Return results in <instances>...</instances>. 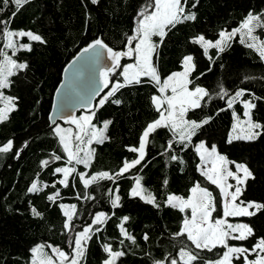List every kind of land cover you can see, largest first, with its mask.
Returning <instances> with one entry per match:
<instances>
[{
	"label": "trees",
	"instance_id": "trees-1",
	"mask_svg": "<svg viewBox=\"0 0 264 264\" xmlns=\"http://www.w3.org/2000/svg\"><path fill=\"white\" fill-rule=\"evenodd\" d=\"M146 2L98 0L93 4L92 0H31L20 7L14 17L12 13L16 11V6L11 2L6 7L0 4L4 8L0 12V20L7 21L11 17L7 28L13 31L30 30L46 41L40 43L31 42L27 37L14 38L21 43L32 44L31 51H19L13 57L18 62H26L28 68L17 71L10 77L9 87L2 90L6 96L17 99L16 109L9 114V119L0 123V146L8 139L14 142L13 152L0 153V264H32L31 249L37 244H52L70 253V237L91 224L96 212L106 213L107 219L99 225L101 231L87 242L83 264H103L108 258L103 251L105 243L111 244L114 251L124 252L115 264H154V261L166 257L176 258L180 264L179 248L183 244L193 246L186 237H174L173 234L179 231L184 215H190V212L182 214L166 205L167 196L178 194L187 197L189 190L198 182L220 198L219 189L207 181L198 168L200 156L196 146L201 141L210 147L215 146L230 162L246 164L254 178L246 181L240 199L264 203V135L253 141L240 139L229 143L233 113L243 116L244 100H252L256 104L251 109L252 119L264 123V61L253 50L240 44L239 36L222 53L209 49L211 59L204 55L200 45L192 42L199 34L216 39L220 30L230 31L237 27L250 11L264 13V0H186V12H195L196 19L171 28L162 43L159 37H153L159 45L154 63L161 80L172 72L180 71L182 58L192 55L195 69L190 78L213 94L212 100L204 103L201 109L188 113L187 118L198 122L208 117L211 119L197 129L186 147L174 143L172 151L164 154L173 134L168 129H159L150 137L141 165L117 179L99 181L87 188L80 180L78 173H85V178L98 171L116 173L126 158L137 157V153L128 151V146L138 147L143 128L158 118L151 96L159 92L157 86L145 77L140 84L121 88L111 98L120 99L119 105L110 99L97 109L93 123L97 127H101L104 121L111 123L106 131L108 139L102 144L91 145L95 155L90 166L67 163L66 154L52 132L54 125L50 121L54 95L62 81L64 68L96 38L103 39L114 50H126L127 37L134 34L137 13ZM194 3L196 6L192 7ZM257 34H261L259 30ZM5 43L0 34V49L11 55L12 50L7 49ZM131 62L134 58H122L121 65ZM116 80H122V77L117 74L112 82ZM219 86H223L229 95L243 88L245 95L229 108L228 97L221 99L215 96ZM83 113L81 111L77 116ZM58 124L75 131V126L69 122ZM19 149L22 151L16 156L14 152ZM53 153L61 155L62 159L53 160ZM172 154L179 159L171 160ZM42 160H49V164L42 166ZM66 165L77 170L68 177V187L58 183L63 174L54 173L56 167ZM137 176L143 177V187L155 195L159 207L131 196ZM33 181L38 183V187H43V191L28 192ZM57 190L60 195L54 202L49 201L47 196ZM109 190H112L111 193ZM117 194L120 196L119 206L113 207L111 201ZM60 204L76 205L73 231L63 227L66 217ZM32 208L42 216H34ZM219 215L222 212L214 213V216ZM124 216L129 217L124 222V228L135 238L134 243L120 232L119 225ZM241 219L255 235L246 241L230 240L229 244L251 248L258 238L264 237V210ZM145 234L147 240L144 239ZM45 249L52 255L49 247ZM222 251L217 248L202 255L215 259ZM254 258V255L249 257ZM234 262L241 264L240 261Z\"/></svg>",
	"mask_w": 264,
	"mask_h": 264
},
{
	"label": "snow or ice",
	"instance_id": "snow-or-ice-1",
	"mask_svg": "<svg viewBox=\"0 0 264 264\" xmlns=\"http://www.w3.org/2000/svg\"><path fill=\"white\" fill-rule=\"evenodd\" d=\"M10 2L16 6V11L12 13L14 17L20 7L30 3L31 0H0V4L4 7L8 6ZM92 3H98V0H92ZM195 6L194 3L192 7ZM3 10L4 8L0 7V12ZM195 19V12H186V0H147L137 13L133 29L134 34L127 37L126 50H114L101 38L92 40L87 47L82 49L83 53L91 52V56L85 58V64L91 61L100 66L99 75L101 82L99 86H95L94 82L89 79L90 91L87 97L81 99L79 103L80 107L90 109L89 114L61 116V119L75 126V131L71 128H63L60 124L53 121L52 132L58 137L63 153L66 154L68 164L90 166L95 155V149L91 145L93 143L102 144L108 139L106 131L111 123V121H104L102 122V127H97L93 123L96 111L106 102H109L121 88L140 84L142 78L146 77L157 86L160 93V95L154 94L151 96V103L158 113V118L148 122L143 128L139 137L138 147L128 146V151L137 153V157L131 160L126 158L116 173L98 171L88 178H85V173H78L86 188L99 181L117 179L119 176L141 165L147 154L146 150L150 143V137L157 130L168 129L173 134V139L167 142L164 152V154H167L172 151L174 143L186 147L187 142L191 141L197 129L211 119V117H208L198 122L187 118L190 111L201 109L204 103L211 101L213 98V94L207 88L195 84L190 78L195 69L194 57L185 55L181 62L182 71L172 72L163 81L152 59L153 54L156 53L159 47L153 37H159V41L162 43L171 28H175L177 24L184 21ZM10 20L11 17L7 21L0 20V34H2L6 42L5 47L12 50V54L9 55L6 51L0 49V105H3L0 106V123L9 119V114L16 109L15 101L17 99L13 96H6L2 90L9 87L10 77L14 76L17 71L28 68L26 62H18L13 57L19 51L32 50L30 42L21 43L14 38L27 37L31 42L46 43L41 35L30 30H10L6 27ZM258 30L261 34H257ZM237 36H239L240 44L253 50L260 60L264 61V13L254 14L250 11L237 27L232 28L230 31L226 29L220 30L216 39H208L205 35L199 34L193 38L192 42L200 45L204 55L209 56V49L217 50V54L222 53L226 48L231 47V41ZM134 42L135 45L133 47ZM122 58H134V62L121 65ZM209 59H211L210 56ZM118 69L122 70L117 72ZM65 71L68 70L66 69ZM117 74L122 77V80L112 82V78ZM110 84L111 87L109 88ZM103 89L109 90L99 99L98 104L93 107V98L98 96ZM169 92L170 94H168ZM244 95L245 89L243 88L235 91L234 95H229L223 86H219V91L215 93V96L221 99L228 97L227 104L229 108ZM254 99L258 98L254 97ZM111 102L119 105L121 100L111 99ZM243 106L246 119L241 120L235 112L233 113L235 123L232 126V130L236 134L230 135L229 143L232 140L240 139L253 141L264 135V123L254 121L250 114V110L255 108L256 104L252 100H244ZM56 107L61 111L65 108L74 107L72 98L65 95ZM25 146H27L26 142ZM13 151L14 142L12 139H8L0 146V153L7 154ZM20 151L22 149L16 150L14 154L19 156ZM196 152L200 156L201 165L198 168H200L201 174L219 189L220 198L214 197L207 187H202L198 182L189 190L190 194L186 198L175 194L167 196L166 205L178 209L182 214L190 212V215H184L179 231L173 234L174 237H186V240L191 242L193 246L189 247L187 244H183L179 248L180 264H233L234 261H240L241 264H264V237L258 238L251 248L229 244L230 240L246 241L255 234L249 225L231 223L227 219L228 217H250L256 215L257 211L264 210V203L239 200L246 181L249 178H254L251 170L246 164L238 162H231L235 165V171L231 170L227 166V158L219 154L215 146L209 149L203 142L196 146ZM52 159L60 161L62 156L53 153ZM170 159L176 161L179 157L172 154ZM48 164L49 160L41 161L42 166H47ZM76 171L74 166L56 167L54 173H62L63 179H60L58 183L68 187V177L76 173ZM228 178L234 179L235 184L228 183ZM142 179L143 177L141 176L135 178L131 196L140 197L145 202L159 207L155 195L143 188ZM164 184H167V180L164 181ZM44 187H47V185H44ZM52 187L55 188V184ZM230 189L234 190L229 191ZM27 190L30 193L40 192L43 191V187H38V183L33 181ZM111 191L109 190L110 193ZM146 192L147 195H144ZM59 195V190H57L53 194L48 195L47 199L54 202ZM238 200L239 203L237 202ZM119 201L120 196L117 194L111 201L112 206L118 207ZM60 207L61 209H67L63 212L66 217L63 225L64 229L73 231L72 221L76 216V205L60 204ZM250 209L254 210L250 211ZM216 212H222V215L214 216L213 214ZM32 213L34 216H42V213L35 208H32ZM106 219V213L96 212L91 224L85 226L82 231H76L74 236L70 237V253L65 252L59 246L37 244L31 249L33 254L32 264H83L87 252V242L92 239L95 233L101 231L99 225H102ZM128 219V216L122 218L119 225L120 232L125 238L134 243L135 238L124 228V222ZM93 226H96L94 230ZM144 239H148L147 234H145ZM46 247L52 249V253L57 258L56 260L45 251ZM217 248H221L223 251L215 259H207L202 255L204 252L212 253ZM103 251L108 254V258L103 261V264H115L116 259L124 255L122 251H114L112 245L108 243L103 245ZM253 255L255 258L249 259ZM166 261L168 264H178L176 258L170 257H166L164 260H156L154 264H166Z\"/></svg>",
	"mask_w": 264,
	"mask_h": 264
},
{
	"label": "water",
	"instance_id": "water-1",
	"mask_svg": "<svg viewBox=\"0 0 264 264\" xmlns=\"http://www.w3.org/2000/svg\"><path fill=\"white\" fill-rule=\"evenodd\" d=\"M87 47V46H86ZM85 48V47H84ZM83 49V48H82ZM82 49L76 54V56L66 65L63 71L62 81L58 85L54 100L53 106L50 112V121L53 125L55 123H66L64 119H61V116L67 115H78L81 111L89 112L90 109L82 108L79 106L81 99L87 97L89 89V79L94 82L95 86H99L101 82V77L99 75V65L89 61L85 64V58L91 56V52L83 53ZM68 71H65V70ZM59 89V91H57ZM107 91L103 89L98 96H95L92 100L93 107L96 106L98 99ZM68 95L72 98V104L74 107L65 108L63 111L59 110L56 105H58L61 100ZM52 245V244H49ZM54 246V245H52ZM51 253L52 249L49 248ZM54 257L55 254L52 253Z\"/></svg>",
	"mask_w": 264,
	"mask_h": 264
},
{
	"label": "rangeland",
	"instance_id": "rangeland-1",
	"mask_svg": "<svg viewBox=\"0 0 264 264\" xmlns=\"http://www.w3.org/2000/svg\"><path fill=\"white\" fill-rule=\"evenodd\" d=\"M153 40H154V38H153ZM155 41V40H154ZM154 55L155 54H153V57H152V59H153V62H154ZM131 63H133V62H131ZM155 64V63H154ZM156 66V65H155ZM180 71H182V69L180 70ZM175 72H177V71H175ZM163 81V80H162ZM168 94H170V92L168 93ZM158 95H160V93L158 94ZM236 113V112H235ZM87 114H89V112H84L82 115H87ZM237 114V113H236ZM250 114H251V110H250ZM238 115V114H237ZM252 117V116H251ZM240 119L241 120H245L246 119V117H244V114H243V116L242 117H240ZM234 123H235V120H234ZM233 123V124H234ZM61 125V127H63V128H66V127H64L62 124H60ZM102 127V126H101ZM236 133H233V130H232V127L230 128V130H229V135H235ZM201 142H203L204 144H205V146L206 147H208L209 149H211V147L210 146H208V145H206V143L204 142V141H201ZM201 142H199L198 144H200ZM197 144V145H198ZM217 150V149H216ZM217 152H218V150H217ZM219 153V152H218ZM82 154V153H81ZM219 154H221V153H219ZM222 155V154H221ZM224 156V155H223ZM227 161H228V164H227V166L231 169V170H233V171H235V165L234 164H232L228 159H227ZM200 165H201V161H200ZM64 167H72V166H70V165H66V166H64ZM202 167V166H201ZM199 170H200V168H199ZM200 172H201V170H200ZM241 175H242V173H241ZM227 182L228 183H230V184H235V180L234 179H232V178H228V180H227ZM135 185V184H134ZM143 186V185H142ZM202 187H204V186H202ZM144 188V187H143ZM209 189V188H208ZM212 193H213V196L215 197V195H214V192H213V190H211V189H209ZM234 189H230L229 191H233ZM144 195H147V192L146 193H144ZM175 195H178V194H175ZM182 196V195H181ZM186 198V197H185ZM239 200H242V199H240L239 198ZM239 200L237 201L238 203H239ZM65 210H67V209H64V211ZM254 209H250V211H253ZM214 215V214H213ZM228 220H229V222H231V223H234V224H236V223H241V224H247L244 220H242L241 219V217H228L227 218ZM248 225V224H247ZM238 234V233H237ZM235 246H237V245H235ZM45 251L49 254V252L45 249ZM50 255V254H49ZM53 259L54 260H56L57 258H54L53 257ZM233 264H235V262H233Z\"/></svg>",
	"mask_w": 264,
	"mask_h": 264
},
{
	"label": "flooded vegetation",
	"instance_id": "flooded-vegetation-1",
	"mask_svg": "<svg viewBox=\"0 0 264 264\" xmlns=\"http://www.w3.org/2000/svg\"><path fill=\"white\" fill-rule=\"evenodd\" d=\"M63 250V249H62ZM65 252H67L66 250H64Z\"/></svg>",
	"mask_w": 264,
	"mask_h": 264
}]
</instances>
